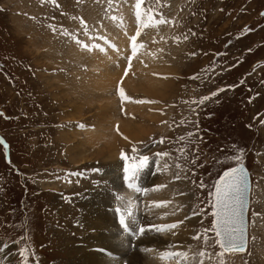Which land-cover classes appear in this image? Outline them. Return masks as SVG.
Returning <instances> with one entry per match:
<instances>
[{"label": "rangeland", "instance_id": "1", "mask_svg": "<svg viewBox=\"0 0 264 264\" xmlns=\"http://www.w3.org/2000/svg\"><path fill=\"white\" fill-rule=\"evenodd\" d=\"M136 2L0 0V140L6 145H0V248L9 251L2 257L10 264H25V258L26 264H79L81 257L74 254L85 231L80 222L84 198L101 182V171L117 166L118 160L109 159L103 144L91 149L78 145L85 136L74 135L82 127L97 133L104 127L108 112L95 88L100 74L107 77L103 68L107 73L115 68V44H121L122 26L129 24L137 52L130 47L131 55L124 53L117 66H126L123 78L131 81L125 86L113 71L115 90L105 94L112 97V106L116 100L115 112L123 118L134 102L140 112L124 122L130 130L148 131L119 147L129 163H138L132 158L142 155L150 158L151 168L163 162L160 170L174 176L178 193L190 195L185 210L196 221L184 245L188 253L204 251L205 257L197 258L206 264H264V0H144L141 21ZM146 9L154 16L151 22ZM161 18L168 22L144 26ZM82 44L100 45L104 51L92 47L90 53ZM148 52L146 69L135 70L132 60ZM148 73H153L152 81L160 79L156 94L143 88L145 83L142 93L132 95L130 84ZM121 88L129 103L116 91ZM203 97L209 99L199 103ZM124 128L115 123V135ZM240 163L252 177L249 243L244 252L221 256L211 231L214 190L223 172ZM139 180L149 191L146 179ZM141 213L139 221L146 226L152 218ZM110 236L123 241L122 235ZM106 250L101 254L111 264L117 255Z\"/></svg>", "mask_w": 264, "mask_h": 264}, {"label": "bare ground", "instance_id": "2", "mask_svg": "<svg viewBox=\"0 0 264 264\" xmlns=\"http://www.w3.org/2000/svg\"><path fill=\"white\" fill-rule=\"evenodd\" d=\"M122 11L124 12L123 13L124 16L122 17V19L126 20L125 19V12L126 11L125 10H122ZM122 19H121V21H123ZM112 22L114 23V21H112ZM119 23H121L120 20H119ZM121 24H123V23H121ZM128 25H127V27L122 26V32L121 33L123 34V39L121 40V44H115L117 52H118V56H117V59L115 58L116 56L114 57V60L116 59L115 62L113 63L114 64L113 66H115V68L114 69L111 68L112 72L115 71V72H113L115 79H119L121 81L125 80L123 82L125 84V86L128 85L129 81H131V78L130 79L129 78L124 79L123 75H124V73H126V71H124L121 68H122V66H124V67H126V66L125 65L117 66V65L122 63V60H123L122 56L124 53H126V55H128V54L131 55L129 50H130V47H132L133 42H132V34L130 32V29H133V28H132V26L128 27ZM128 40H129V42L125 43V41H128ZM126 49H127V52H126ZM91 52L92 51H90V53ZM79 53H81V52H79ZM93 53L91 54V56H93ZM114 53H115V51H114ZM149 53L150 52L145 53L143 55L144 57H142L140 59H139V57H137V58L132 60V64L135 67V70L146 69L145 68V60L147 59L150 61V59H151V54H149ZM115 55H116V53H115ZM94 59L95 58H93V61H94ZM88 61H89V59H88ZM149 61H146L147 64H149ZM91 62H92V60H91ZM105 63L107 65L108 62L106 61ZM150 63H152V61ZM94 65L97 67V69L103 68L102 66L96 65V63H94ZM155 66H156V63H155ZM150 68L151 67H149V69ZM106 69L103 68V70L107 74L106 79L102 78V74H100V77H98V82H97L98 88L97 89L95 88V91L99 90L98 91L99 92L98 98L101 99V106H103L105 108L106 112H108V116H107L108 118H105V120H104V122H105L104 127H103V129L101 128L102 130L98 133L96 132V130H93L92 128L82 127L77 132V134L74 135V138L76 139V136L77 137L82 136V134H83L85 136L86 141H84L85 139H82L80 142H78V145H80V146L83 145L84 147H88L90 149L94 148V147L96 148L100 144H103L105 146V149H106V154H109V159L110 160L117 159L118 165L115 167H112L111 169L107 168L106 170L101 171L102 175L104 176L101 179V182L98 183V186L93 185V187H92L93 189H90L87 192L86 197L84 198L85 202L83 203L82 214L80 216V222H81V225L83 226L82 230H85V231H83V235H82L83 238H81L82 240L80 241L82 243L80 246H78L79 248L74 255L78 254L81 257V259L78 258L79 264H110V261L106 260L107 258L105 259L104 255L101 254V249H108V250L112 251V253L117 255V256H114L110 259L112 262L111 264H182V259H176V261L174 260L175 262L173 263V262H171V259H163V260L160 259V256L164 252H187V250L184 249L185 248L184 245L187 242L188 243L190 242L188 239H190V237L192 236L194 222L196 221L195 219H193V216L190 218V215L187 213V210H185L186 204L189 203V201L191 200L190 195L189 194H187V195L183 194L182 195V194L178 193V191L176 189L177 184L175 182H173L174 176L169 174L168 170L166 168L163 170H160L161 166L163 165V162L156 164L154 166L155 168L154 167L151 168L148 165V166L142 168V170H140L137 173V175L134 178V183H135L136 187L143 190L142 192H135V191L128 188L129 181L125 178V173L123 171V168L125 166V162L121 159V153L125 152V150L123 149L124 147H119V144L126 145V144H129L131 142H134V141L142 138L145 135V133L147 135L148 130L144 131V130H142V128L139 129L138 127L134 130H130L131 124L129 125V123L124 122L125 119L128 120L129 114L133 115L135 112H140V109L138 110V108L135 107L134 102L128 104L130 106V112H128L126 118L119 116L115 112L116 100L114 102V105L112 106V97L109 98V96H107L105 94V93H110L111 91L115 90V87H114L115 82L112 81V84L110 83V81L112 80V79H110L112 72H109L110 73L109 74V73H107L108 71H106ZM124 69H126V68H124ZM140 72H142V71H140ZM90 73H89V75H90ZM144 73H143V75H144ZM152 74L153 73H148L147 75H145V77H143L141 79H139V77H138L137 78L138 81L132 83V85L130 84L132 95H136L137 93L141 92V91H139V88L145 83H146V86L144 85L143 88H150L151 90L150 89L149 90L154 91V94H156V91H157L156 87L160 83L159 82L160 79L157 77H154L155 82L152 81L153 80V79H151L153 77ZM97 75H99V74L97 73ZM90 77H92V75H90ZM91 84H93V82L90 83V85ZM117 84H119V83L116 82V85ZM92 88H93V86H92ZM119 90H116V91H119ZM89 91H91V90H89ZM144 91L146 93L147 92L149 93V91H146L145 89H144ZM147 95L148 94H146V96ZM131 98H132V96H131ZM146 98L148 99V96ZM123 101L125 103H129V98L127 97V99L123 100ZM140 106L141 105H139V107ZM80 109L82 110V108H80ZM143 109H145V108H143ZM112 113L114 114L113 118H111ZM103 114H107V113H103ZM142 121H143V119H142ZM144 121H146V120H144ZM117 122H120V124L124 125L125 128H124V130L119 129L120 132L118 131L117 132L118 134L115 135L114 124ZM96 129L99 131V127H96ZM82 141H84V142H82ZM81 142H82V144H81ZM103 152H105V151L102 150V154H103ZM149 174H153L152 176H155V178L152 177V178L148 179ZM161 174H163V178H162ZM249 174H250V171H249ZM250 177H251V174H250ZM139 179H146V181L149 183L148 185L150 186L149 191L146 189V187L143 183H140ZM123 180H126V182L123 183ZM172 182L174 184L171 185ZM124 184H125V186H124ZM108 188H110L111 192H109ZM123 194L127 195V198L125 197L126 198L125 200L130 199V200L135 202L134 210H135V215H136V218L138 221L140 220V213L141 212L144 211V213L145 212L149 213L148 215L152 219L148 220V222H147V220H145V222H147L146 226H148V225L157 226V227L166 226V225H170L173 223H178L180 221H182V223H179V226L177 228L172 229L170 231H167V230L166 231H156L155 228H153L152 230H148V233L146 235L142 234V235H139L136 237L122 235V228L119 224V216H117L118 214L116 213L115 209L117 207H122L120 201H117L118 200L117 197H120ZM139 195H141L140 198L144 199V201H142V203L138 197ZM105 200L107 201V204H106V206L103 207L104 202H106ZM111 200H113V201H111ZM160 205H163V206H160ZM101 207H103L104 212L101 211ZM141 207L144 210L141 209ZM108 213H113L115 215V217L114 216L111 217L110 215H108ZM161 216H165L166 220L160 219ZM144 217H145V215H144ZM116 219L118 220V225L120 227L116 226V222H115ZM143 222H144V220H143ZM110 226L113 230L110 229ZM104 231L107 232V234H105ZM164 232L167 235H165ZM114 233L117 236L122 235L119 238L120 239L122 238L123 241H118V240L116 241L115 236H113V237L110 236V234H114ZM84 234H88V238H85ZM94 235H97V236L95 237ZM111 239H112V242H110ZM180 243H182V244H180ZM8 252L4 251V249H2V247L0 248V259H2L0 264H10L8 262V260L3 259V257H2V256H4V257L7 256L6 254ZM193 253H195V252L192 251L191 253H188L189 254V260L187 261V264H197V261L199 260L198 258H197V261H193L191 259V255ZM84 258L86 261H84ZM103 261H105V262H103ZM107 261H109V262H107ZM74 264H78V263L75 262ZM204 264H206V263L204 262Z\"/></svg>", "mask_w": 264, "mask_h": 264}, {"label": "snow or ice", "instance_id": "3", "mask_svg": "<svg viewBox=\"0 0 264 264\" xmlns=\"http://www.w3.org/2000/svg\"><path fill=\"white\" fill-rule=\"evenodd\" d=\"M43 3L44 0H41ZM51 3L55 4L56 0H50ZM144 0H137L136 8V18L138 21H141V6L143 5ZM156 3H159V0H156ZM59 7V5H57ZM150 10H145V16L149 22L154 20V16L148 14ZM115 19V17H113ZM165 19L161 18L156 21L155 24H144L145 27L148 26H158L159 24L167 23ZM83 24L84 22L81 21ZM87 29V25H84ZM64 35H68L65 31ZM139 33H137V36ZM78 44H81V41H76ZM132 52L135 54L137 52L136 37H132ZM82 47L92 50V47L100 48L101 51H104L100 45L89 46L82 44ZM140 47H143L141 44ZM129 63V67H130ZM127 75V72L125 73ZM224 91V89H220ZM119 94L122 100H126L127 97L124 94L123 89L119 90ZM209 97H203L199 103H203ZM143 103L145 101H138ZM162 142V141H161ZM0 145H4V141L0 140ZM6 146V145H4ZM135 151V149H133ZM167 156L168 153H157V156ZM241 156L236 155L233 159L239 162ZM121 159L125 162L123 171L125 173V178L129 181L128 188L135 192H142L143 190L136 187L134 183V178L137 173L144 167L149 165L150 158L147 155H142L140 157H134L132 159L138 161V163L132 164L129 163V157L121 153ZM194 162V161H193ZM99 171V170H97ZM74 175H81V173H74ZM179 178V177H177ZM250 177L247 175V170L243 166L232 167L229 170L223 172L222 178L217 181L216 191H215V203L213 207L216 208V211L213 212V216L216 217V223L213 225L211 231L215 232V236L218 238V244L222 250L219 255L223 256L225 252L235 253V252H244L247 250V227H246V217L245 210L247 207V194L249 191ZM119 199L122 207H117L115 209L116 213L119 216V224L122 228V235L136 237L142 235L146 230H152L155 228L156 231H170L179 226V223H173L166 226H152L143 225L140 221L137 220L134 210L135 202L132 200H125V197H117ZM163 206V205H160ZM209 231V230H206ZM194 239H199V236L194 237ZM27 249H24V252H27ZM102 252H107L106 249H101ZM197 257H205L204 251H199L191 255L193 261H197ZM160 259H182V264H187L189 260V254L187 252H164L161 254ZM27 258H25V264ZM197 264H204L203 259H199Z\"/></svg>", "mask_w": 264, "mask_h": 264}, {"label": "water", "instance_id": "4", "mask_svg": "<svg viewBox=\"0 0 264 264\" xmlns=\"http://www.w3.org/2000/svg\"><path fill=\"white\" fill-rule=\"evenodd\" d=\"M238 166H243L246 170H247V175L250 177V174H249V171L248 169L245 167L244 164H240ZM237 166V167H238ZM222 178V176H221ZM220 178V179H221ZM251 186H252V182H251V177H250V184H249V191H248V194H247V200H248V203H247V207H246V210H245V217H246V227H247V240H248V216H247V213H248V208H249V201H250V192H251ZM216 191V189H215ZM215 203V201H214ZM216 211V208L214 207V212ZM215 223H216V217H215Z\"/></svg>", "mask_w": 264, "mask_h": 264}]
</instances>
